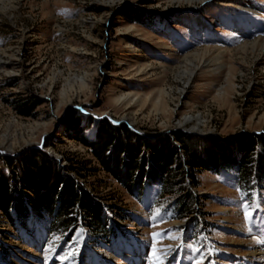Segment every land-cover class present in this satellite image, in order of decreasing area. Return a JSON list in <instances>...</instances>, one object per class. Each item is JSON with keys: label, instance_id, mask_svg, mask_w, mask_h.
Instances as JSON below:
<instances>
[{"label": "rangeland", "instance_id": "rangeland-1", "mask_svg": "<svg viewBox=\"0 0 264 264\" xmlns=\"http://www.w3.org/2000/svg\"><path fill=\"white\" fill-rule=\"evenodd\" d=\"M238 1L0 4V173L13 198L7 212L0 210L2 264H21L30 255L47 264L66 258L75 264L78 256L79 264H94L97 255L106 264H128L137 254L128 262L119 255L136 246L144 264H153V232L178 237L159 238L164 264H264V13L257 9L264 0H246L257 5L254 13ZM218 65L224 68L216 71ZM30 95L39 100L35 113L17 114L16 98ZM100 120L143 138L147 155L156 145L158 156L160 140L182 155L174 137L186 136L194 148L208 149L207 167L190 170L179 183L173 165L166 177L174 191L165 194L148 161L141 185L130 190L126 182L137 183V172H117L116 155L105 167L86 145L95 141ZM245 138L255 151L241 178L230 147ZM34 154L51 160L90 204L78 201L63 217L64 202L57 207L51 182L42 185L32 173L28 185L5 171ZM26 186L44 189L39 209ZM188 193L193 210L185 216L178 202ZM20 194L22 205L14 208ZM253 202L258 207L246 224L244 206ZM157 208L161 218L153 223ZM78 235V245L66 250ZM170 248L175 251L163 257ZM248 249L263 254L250 258Z\"/></svg>", "mask_w": 264, "mask_h": 264}, {"label": "trees", "instance_id": "trees-1", "mask_svg": "<svg viewBox=\"0 0 264 264\" xmlns=\"http://www.w3.org/2000/svg\"><path fill=\"white\" fill-rule=\"evenodd\" d=\"M13 104L14 111L22 116H31L35 112L36 107L39 105V100L36 95L26 96L25 98H16ZM101 121V120H100ZM99 121V122H100ZM100 126L97 129L96 139L95 141L86 144L91 148L93 155L104 165L107 167L108 160L110 157L115 156V162L118 165L116 171L119 172L121 168L126 169L129 175L132 176L133 173L137 172L138 178L135 183L133 180L128 179L126 182V187L131 190L133 187H139L141 185V179L145 178V172L147 170L146 164L148 161L152 162L154 168L150 173L152 175H158L163 182V191L165 194H171L174 190L172 189V182L166 176L172 172V166L175 165L177 167L173 168V170H177L179 177V183H183L186 181L185 177L190 174V170L198 169L202 170V168H206V164L203 162L204 157L208 159L210 152L208 149H200V147L194 148L191 144L190 138L186 136L177 135L174 137V140L179 144L181 148L182 155L180 154L179 149L176 145L170 144V140H164L163 142L158 141V146L162 145V148L156 149V151H160L157 153L158 156L155 155L154 147L153 151H151L150 155L144 154V150L142 147L146 145L144 143L143 138L135 135L131 130L126 127H122L121 124H111L109 122L101 121ZM73 127V126H72ZM241 139V138H239ZM234 140V143L231 144L230 149L235 148L234 158H236L237 163L240 165V169L243 171L241 173V178L248 177V173L250 170V159L252 153L255 151V143L252 138H245L244 141ZM136 141L135 149L130 146L131 141ZM86 143V142H85ZM167 146V147H166ZM146 147H150L147 143ZM165 147L168 148V151H164ZM163 149V150H162ZM165 153H164V152ZM161 153H164L162 155ZM123 158H118V155ZM203 157V158H202ZM203 159V160H202ZM216 164V163H215ZM214 164V165H215ZM7 173H14L18 177L16 179L18 181H23L25 184L34 185V183L29 184L27 176L34 173L36 179L44 184L45 186L51 182L52 186L50 188L51 196L58 197L56 204L59 207L61 200H63V204L59 209L61 210V215L64 217L68 215V211L76 204L79 203L90 204L88 201V196L86 192H82L74 189L73 182L71 178L68 176H64L59 172L55 167L51 160L47 159L46 156H37L36 154L30 155L28 157L20 160V164H16L13 167L12 171L7 169ZM83 169V168H82ZM81 169V170H82ZM170 169V170H169ZM156 170V171H155ZM148 173V172H147ZM117 174V173H116ZM163 174H165L163 178ZM192 174V172H191ZM25 178H24V176ZM193 175V174H192ZM23 176V177H22ZM4 177V178H3ZM0 173V210H4L7 212L9 207L11 206V194L9 193V179L5 178ZM24 178V179H23ZM148 180V179H147ZM27 181V182H26ZM15 183V182H14ZM134 183V184H133ZM24 184V185H25ZM28 188V186H26ZM31 195L29 196L30 203L38 209L41 207L39 200L42 198L43 190L35 189L32 186L28 188ZM49 193V192H48ZM18 195V194H17ZM20 197L19 201L16 200L13 204L14 208L18 205H22L23 197ZM193 196L188 194H183L178 204L180 205V210L186 214H189L193 210ZM85 208V206H83ZM70 215V214H69ZM61 216V217H62ZM58 223H63L64 220L58 219Z\"/></svg>", "mask_w": 264, "mask_h": 264}, {"label": "bare ground", "instance_id": "bare-ground-1", "mask_svg": "<svg viewBox=\"0 0 264 264\" xmlns=\"http://www.w3.org/2000/svg\"><path fill=\"white\" fill-rule=\"evenodd\" d=\"M9 1V0H8ZM3 2H5V0H0V4L1 3H3ZM239 3V7L240 8H248L249 10H252V12L254 13V8H256L257 7V5H255L254 4V2H250V1H246V0H239L238 1ZM260 8V10H261V12L262 13H264V8H263V6H260L259 7V5H258V8L257 9H259ZM249 12H251V11H249ZM251 12V13H252ZM201 27V29H204V27L201 25L200 26ZM239 29V28H238ZM263 43H264V41H263ZM134 50V49H133ZM224 52V51H223ZM222 54L223 53H221V52H218L216 55H217V60H219L220 59V57L222 56ZM202 67V66H201ZM224 68V66H220V65H218L217 67H216V71H219V69L220 70H222ZM141 71V70H140ZM228 211H231L229 208H223V212H225V213H227ZM78 240H80V236L78 235L77 237H76V239H75V243H73L72 245H70V246H66L65 247V249L67 250V249H69L70 251H71V246H76V245H78L77 243H78ZM120 247H122V244H121V246ZM263 247V246H262ZM264 248V247H263ZM140 249L141 248H139L138 246H136V247H134L133 249H131L130 250V252L127 254H123V253H121V255H119V257L120 258H122V260H124V261H126V262H128V259H129V256L131 255H136L137 254V256H138V258H136V260L134 261V262H132V263H128V264H144V261H145V259H144V257H141L140 255ZM260 249V248H259ZM79 251H82V249H78ZM263 250V249H262ZM258 252V251H257ZM262 254L263 253H261V252H259V253H257L256 254V252L253 250V249H248V252H246V255L247 256H249L250 258H252V257H255L256 255H261L262 256ZM264 256V255H263ZM71 258H66L65 260H63L62 262L61 261H58V262H54V263H48V264H71V260H70ZM77 259V261H75L76 263L75 264H79L80 263V259H79V256H78V258H76ZM1 258H0V264H2L1 263ZM22 261H24V262H22ZM21 261V264H47L46 262L45 263H42V261H40L37 257H35V256H33V255H30V256H26L25 258H24V260H22ZM101 263H103V264H106V261L105 260H102L101 258H98V255L95 257V259H94V264H101Z\"/></svg>", "mask_w": 264, "mask_h": 264}, {"label": "snow or ice", "instance_id": "snow-or-ice-1", "mask_svg": "<svg viewBox=\"0 0 264 264\" xmlns=\"http://www.w3.org/2000/svg\"><path fill=\"white\" fill-rule=\"evenodd\" d=\"M258 207V205L255 204V202H253L252 204L249 205H245L244 206V218H245V222L250 223L254 216H253V211H250V209L255 210ZM161 218V210L159 208H157L154 211V214L151 216V220L153 221V223H155L158 219ZM164 235L166 236L168 239H177L178 237L175 235H167V234H161L158 232H153L152 233V254L155 257L153 264H164V259L161 258V256H157V248H156V244L159 241V238H161V236ZM172 251H175L174 249H169L167 253H163V257H167V255L171 254ZM198 251V250H197ZM195 264H202L201 260H198L195 262Z\"/></svg>", "mask_w": 264, "mask_h": 264}]
</instances>
